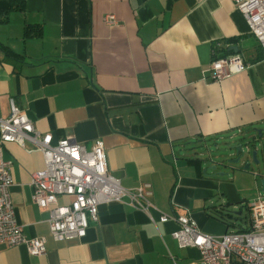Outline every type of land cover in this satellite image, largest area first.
Instances as JSON below:
<instances>
[{"label": "crops", "instance_id": "1", "mask_svg": "<svg viewBox=\"0 0 264 264\" xmlns=\"http://www.w3.org/2000/svg\"><path fill=\"white\" fill-rule=\"evenodd\" d=\"M107 15L118 25L106 26ZM234 46L246 71L206 80L214 57ZM11 101L54 141L72 137L89 149L101 139L109 174L126 190L150 184L155 208L101 204L85 238L56 242L49 212L32 200L42 153L5 144L16 219L28 239H46L47 252L0 246V264H202L161 216L188 215L220 237L238 231L248 204L264 196L236 173L204 176L210 164L194 155L264 129V53L232 0H0V120Z\"/></svg>", "mask_w": 264, "mask_h": 264}, {"label": "built area", "instance_id": "2", "mask_svg": "<svg viewBox=\"0 0 264 264\" xmlns=\"http://www.w3.org/2000/svg\"><path fill=\"white\" fill-rule=\"evenodd\" d=\"M232 1L264 53V0ZM104 24L116 26L118 20L107 15ZM246 69L247 64L239 54L217 56L210 64L206 80L221 83ZM8 143L43 155L44 169L31 178L32 200L39 209L49 212V228L56 242L85 238L90 222H99L101 204L122 202L145 213L155 208L150 200V184L126 190L119 179L109 174L101 139L95 140L89 149L72 137L54 141L51 133L38 131L24 111L11 101L10 116L0 120V246L24 245L34 257L47 252L46 239H28L16 219L11 199L13 163L4 158V145ZM247 210L249 223L244 224L247 231L231 230L220 237L202 232L188 215H162L159 222H175L179 229L173 233L174 239L182 248L198 249L202 264H264V196L249 203ZM150 219L156 224L151 216Z\"/></svg>", "mask_w": 264, "mask_h": 264}, {"label": "water", "instance_id": "3", "mask_svg": "<svg viewBox=\"0 0 264 264\" xmlns=\"http://www.w3.org/2000/svg\"><path fill=\"white\" fill-rule=\"evenodd\" d=\"M229 51H234L238 54L237 47H231ZM257 136L252 139L243 138L237 145H220L216 144H203L195 151V155H198L200 159L196 161L201 164H210V167L205 168L202 172L204 176L212 178H227L230 179L236 172L235 165L238 164L243 156L248 153L252 155V158L256 164L259 163L257 156L261 151L264 155V129L256 130ZM198 157V158H199ZM249 168V165L245 166V170ZM212 174L208 175V173ZM262 193L264 194V176L262 180Z\"/></svg>", "mask_w": 264, "mask_h": 264}, {"label": "rangeland", "instance_id": "4", "mask_svg": "<svg viewBox=\"0 0 264 264\" xmlns=\"http://www.w3.org/2000/svg\"><path fill=\"white\" fill-rule=\"evenodd\" d=\"M241 140L238 138V139H223L221 140L219 143L220 145H224V144H227V145H237ZM198 152H199V149H197ZM195 155V154H194ZM197 157H199V153L198 155H195ZM257 159L259 161L258 164H256L252 158V155L251 154H248L246 153L242 160L235 165V169H236V174L237 175V181H239V179L242 180V182L244 184H246L248 187H250V185H253L255 184V181L257 182V190L261 189L262 188V180H263V176H264V155L262 154L261 151L258 152V156H257ZM246 165H249V168L247 170H245V166ZM227 179V178H225ZM252 201V200H250ZM243 223H238V226L239 225H244L245 222H248L249 223V215L247 212H245L243 215ZM233 230V229H232Z\"/></svg>", "mask_w": 264, "mask_h": 264}, {"label": "trees", "instance_id": "5", "mask_svg": "<svg viewBox=\"0 0 264 264\" xmlns=\"http://www.w3.org/2000/svg\"><path fill=\"white\" fill-rule=\"evenodd\" d=\"M25 6V4L23 3V2H21L20 4H18V5H16V4H12V9H14V10H22L23 9V7ZM36 33H37V35H41V29H37L36 30ZM228 44H231L232 43V41H228L227 42ZM232 54H235L234 52H232V51H229V50H226L225 51V55H232ZM196 162V161H195ZM229 216V219L231 220H229L228 221V219H225L224 220V223L227 225V227L228 228H236V225H235V223L232 221V220H234V216L233 215H228ZM238 220H242L241 218H239ZM248 222H245V225L247 224ZM239 227V230H238V232H246L247 231V229L244 227V226H242V225H240V226H238Z\"/></svg>", "mask_w": 264, "mask_h": 264}]
</instances>
